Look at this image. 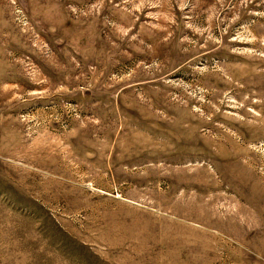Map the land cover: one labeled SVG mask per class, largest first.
Listing matches in <instances>:
<instances>
[{
    "label": "rangeland",
    "instance_id": "374dc122",
    "mask_svg": "<svg viewBox=\"0 0 264 264\" xmlns=\"http://www.w3.org/2000/svg\"><path fill=\"white\" fill-rule=\"evenodd\" d=\"M0 264H264V0H0Z\"/></svg>",
    "mask_w": 264,
    "mask_h": 264
}]
</instances>
